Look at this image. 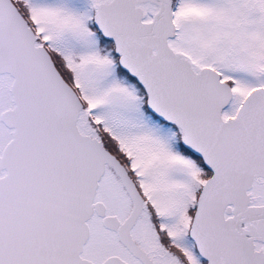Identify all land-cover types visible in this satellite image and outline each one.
<instances>
[{
	"label": "snow or ice",
	"instance_id": "1",
	"mask_svg": "<svg viewBox=\"0 0 264 264\" xmlns=\"http://www.w3.org/2000/svg\"><path fill=\"white\" fill-rule=\"evenodd\" d=\"M0 264H264V0H0Z\"/></svg>",
	"mask_w": 264,
	"mask_h": 264
}]
</instances>
